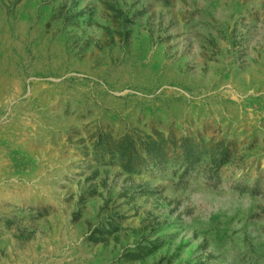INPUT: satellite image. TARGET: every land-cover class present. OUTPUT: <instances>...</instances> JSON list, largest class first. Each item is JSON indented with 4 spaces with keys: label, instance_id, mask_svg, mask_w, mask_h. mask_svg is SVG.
Listing matches in <instances>:
<instances>
[{
    "label": "rangeland",
    "instance_id": "1",
    "mask_svg": "<svg viewBox=\"0 0 264 264\" xmlns=\"http://www.w3.org/2000/svg\"><path fill=\"white\" fill-rule=\"evenodd\" d=\"M0 264H264V0H0Z\"/></svg>",
    "mask_w": 264,
    "mask_h": 264
}]
</instances>
